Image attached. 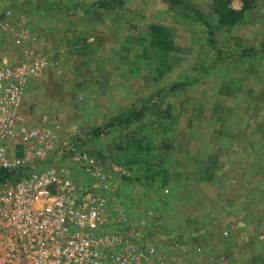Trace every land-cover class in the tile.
I'll use <instances>...</instances> for the list:
<instances>
[{
  "label": "rangeland",
  "instance_id": "obj_1",
  "mask_svg": "<svg viewBox=\"0 0 264 264\" xmlns=\"http://www.w3.org/2000/svg\"><path fill=\"white\" fill-rule=\"evenodd\" d=\"M101 1L0 0V57L15 64L40 49L53 62L27 84L29 123L55 115L76 126L77 147L129 170L111 201L124 234L147 233L163 249L187 243L197 264L218 253L264 264V0H226L242 10L232 27L217 0H183L199 20L171 0ZM154 23L172 32L165 68ZM24 28L39 41L20 42ZM145 104L142 119L112 124Z\"/></svg>",
  "mask_w": 264,
  "mask_h": 264
},
{
  "label": "built area",
  "instance_id": "obj_2",
  "mask_svg": "<svg viewBox=\"0 0 264 264\" xmlns=\"http://www.w3.org/2000/svg\"><path fill=\"white\" fill-rule=\"evenodd\" d=\"M13 35L39 41L27 28ZM27 54L15 64L0 57V264H197L187 243L163 249L147 233L120 230L123 210H113L111 201L129 174L125 166L77 147L76 126L55 115L29 123L26 86L53 62L40 49ZM67 157L88 177L85 184Z\"/></svg>",
  "mask_w": 264,
  "mask_h": 264
},
{
  "label": "trees",
  "instance_id": "obj_3",
  "mask_svg": "<svg viewBox=\"0 0 264 264\" xmlns=\"http://www.w3.org/2000/svg\"><path fill=\"white\" fill-rule=\"evenodd\" d=\"M118 0H103L100 4L104 8L110 9L113 8ZM176 4L183 5V7L188 11V15L195 20H199L203 18V13L201 10L196 8L189 2L184 3L183 0H171ZM184 3V4H183ZM217 11L220 13L219 22L222 25H226L227 27H232L235 25L242 17V10H237L230 6L226 0H217ZM122 2L118 3L121 5ZM194 11L193 14H191ZM151 39L150 45L154 48L157 53L162 56V62L164 64V68L167 67V60L169 58V54L174 49V42L172 39L171 29L166 25L154 24L151 26ZM264 48V44H263ZM251 49H247V52H251ZM160 73H163V70H160ZM182 84L176 83L170 87V91L179 89ZM169 92V91H168ZM151 102V101H149ZM150 104V103H149ZM149 104L135 106L129 110L126 116H121L117 120L112 121V124L122 123L124 125H129L136 120L142 119L147 111ZM96 133L100 134L99 130H96ZM206 173H210L211 169L209 167L205 170ZM128 178V177H127ZM168 180H163V185H165Z\"/></svg>",
  "mask_w": 264,
  "mask_h": 264
},
{
  "label": "crops",
  "instance_id": "obj_4",
  "mask_svg": "<svg viewBox=\"0 0 264 264\" xmlns=\"http://www.w3.org/2000/svg\"><path fill=\"white\" fill-rule=\"evenodd\" d=\"M161 25H164V24H161ZM213 253H214V255L216 254L215 252H213ZM235 260H236L235 258L225 259L224 257H220V254L218 253L217 255H215V257L211 258V261L209 264H254V262L257 261V260H255V261L252 260L250 262L247 261V263H246L245 261L241 260V261H237L235 263Z\"/></svg>",
  "mask_w": 264,
  "mask_h": 264
}]
</instances>
